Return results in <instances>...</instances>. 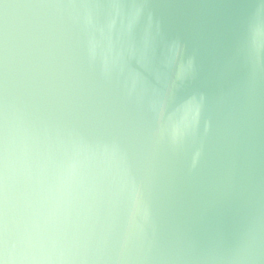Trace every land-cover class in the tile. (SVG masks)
Instances as JSON below:
<instances>
[{
	"label": "clouds",
	"instance_id": "9594fccd",
	"mask_svg": "<svg viewBox=\"0 0 264 264\" xmlns=\"http://www.w3.org/2000/svg\"><path fill=\"white\" fill-rule=\"evenodd\" d=\"M0 264H264V0H0Z\"/></svg>",
	"mask_w": 264,
	"mask_h": 264
}]
</instances>
